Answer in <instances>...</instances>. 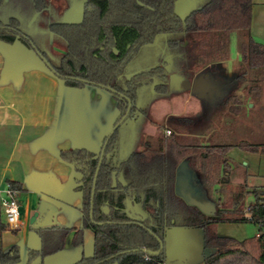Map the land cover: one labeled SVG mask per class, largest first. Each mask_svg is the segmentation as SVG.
Returning a JSON list of instances; mask_svg holds the SVG:
<instances>
[{"label":"trees","instance_id":"1","mask_svg":"<svg viewBox=\"0 0 264 264\" xmlns=\"http://www.w3.org/2000/svg\"><path fill=\"white\" fill-rule=\"evenodd\" d=\"M11 1L0 0V10ZM30 1L37 14L50 7V0ZM180 1L85 0L79 23L48 25V31L65 43L63 53L54 57L36 44L19 17L9 15L5 19L0 13L1 42L19 41L35 51L67 87L111 88L107 91L119 111L113 128L125 118L107 145L93 204L94 179L109 134L100 153L87 147L61 152V159L79 176L76 190L83 193V226L39 228L41 247L29 250L26 264L37 260L44 264L47 257L63 251L71 233L73 245L82 246L85 230L94 233V253L75 264H159L166 259L164 235L170 226L204 229V248L209 251L205 264H264V188L248 191L247 185L238 186L231 192L233 209L216 203L213 216L189 205L176 192L177 171L185 162L211 201L216 187L223 194L231 184L228 152L233 145L199 140L195 135L198 118L170 117L164 134L150 138L144 150L128 153L126 158L120 156L124 139L131 135L125 126L147 116L150 96L168 95L173 77L193 84L206 69L220 72V65L231 57L235 33L242 62L234 67L236 86L221 106L228 108V117H235L250 101L260 98L264 46L252 35L254 0H200L199 8L186 17L178 11ZM238 146L264 154V145L241 142ZM9 184L20 191V183ZM248 193L254 195L255 202L246 206ZM224 222H251L259 227V233L243 241L220 237L213 227ZM155 252L159 254H151ZM20 263L18 246L0 254V264Z\"/></svg>","mask_w":264,"mask_h":264},{"label":"crops","instance_id":"2","mask_svg":"<svg viewBox=\"0 0 264 264\" xmlns=\"http://www.w3.org/2000/svg\"><path fill=\"white\" fill-rule=\"evenodd\" d=\"M181 8L187 6L183 4ZM252 35L264 46V0H254ZM220 72L226 71L221 68ZM225 84H221L223 98L230 87ZM208 101L207 113L198 122L210 118L208 110L213 105ZM222 101L215 103L216 107ZM118 116L117 102L109 91L90 86L67 87L35 51L19 41H0V191H5L9 182L21 184L20 224L5 223L0 207V254L20 246V264H26L29 250L41 247L39 228L83 226V193L76 190L79 176L60 154L80 147L100 151ZM45 205L51 206L49 224L39 226V219L31 224L34 214ZM73 238L71 233L64 250L47 257L44 264H75L83 256L93 255L92 230H85L80 247L73 245ZM165 260L169 262L168 257Z\"/></svg>","mask_w":264,"mask_h":264},{"label":"rangeland","instance_id":"3","mask_svg":"<svg viewBox=\"0 0 264 264\" xmlns=\"http://www.w3.org/2000/svg\"><path fill=\"white\" fill-rule=\"evenodd\" d=\"M84 2L85 0H50L49 9L37 14L33 12L30 0H13L8 6L0 10V13L5 19L9 15L19 17L22 20L23 29L29 33L36 44L41 49L52 52L54 57L59 53H63L65 43L48 31V25L53 22H72L81 18ZM183 4L187 6V9L181 8ZM199 4L200 0H181L178 5V11L183 17H186L191 11L199 8ZM230 51V59L220 65V68H223L226 72L214 74L210 69L204 71L213 76L212 80L215 84L219 82L230 86L225 91L227 93L226 96L229 93V89L236 86L234 79L237 74L234 71V67L242 62V57L238 50L237 33L232 35ZM173 83H176L174 77ZM179 83L177 87L172 85L169 94L166 96L155 94L150 96L147 116L143 115L137 120H131L125 126V129L131 132V135L124 139L125 148L129 153L144 150L146 142L150 138L163 135L170 117H193L199 119V117L201 118L207 113L208 99L199 98L194 93L190 81L182 79ZM260 92V98L250 101L245 106L244 111L235 117H228L229 110L221 106L222 103L216 107L215 103L222 101L223 95L221 93L219 95L214 94L208 101L209 105H213L208 110V117L210 118L206 122H198L197 124L199 131L195 135L199 140L204 138L207 142L209 141L213 144L233 145L228 152L229 170L231 173L230 187L223 194L219 192V187H216L211 192L213 202L220 203V207L225 209H233L231 192L238 186L247 185L246 189L248 191L264 188V154L252 153L238 146L241 142L264 145V79ZM251 104H253L252 107ZM243 179L244 182L242 181ZM206 198L209 199L207 194ZM254 202V195L248 193L244 204L249 206ZM4 222L7 223V218L4 219ZM213 231L220 237L243 241L257 236L259 227L251 222H224L214 226ZM204 236L205 232L201 227H168L164 235V249L165 256L168 257L170 264H205V256L209 254V251L204 248ZM70 248H73L72 245H70ZM2 249L0 240V251ZM19 249L21 252L20 246ZM111 264L118 263L114 262Z\"/></svg>","mask_w":264,"mask_h":264},{"label":"water","instance_id":"4","mask_svg":"<svg viewBox=\"0 0 264 264\" xmlns=\"http://www.w3.org/2000/svg\"><path fill=\"white\" fill-rule=\"evenodd\" d=\"M80 18L72 21L73 23L77 24L80 22ZM45 64L48 66L49 69H52L51 65L47 63L46 60H44ZM171 63V61H169ZM213 76L208 73V72H202L197 77L195 78L192 87L194 93L201 99H211V97L214 94L219 95L220 93L223 92V88H221V84L217 82L216 84L213 82ZM174 80L176 83H173V79L171 81V84L173 86H178L180 81H182L181 77H174ZM213 82V83H212ZM221 89V90H220ZM107 90L111 91V88H107ZM226 95V94H225ZM224 96V94H223ZM131 110V104L129 107V112ZM125 118L120 122L122 123ZM119 124H117L109 133L108 138L106 140L105 145L103 146V149L101 150V155H100V161H99V166L97 168V172L95 175L94 179V187L92 191V204L94 203V197H95V190H96V183L98 180L99 176V171L101 164L103 162L105 152L107 145L111 139V137L114 135L116 130L119 127ZM97 153H100V151H96ZM121 158H126L127 156V151L125 148L121 149L120 153ZM181 167V169H180ZM179 167L177 171V182H176V192L177 194L182 197L189 205L195 206L199 208L204 214L208 216H213L217 213V205L213 201L209 200L206 198V192L197 176L195 171L191 169L188 166V163L185 162ZM185 172V173H183ZM93 217V212H91V218ZM51 218V206L50 205H45L42 206L41 210L36 212L31 219V224H35L36 221L38 220V225L39 226H45L49 224ZM161 245L163 247V243L161 242ZM154 255H158L159 252L151 253Z\"/></svg>","mask_w":264,"mask_h":264},{"label":"built area","instance_id":"5","mask_svg":"<svg viewBox=\"0 0 264 264\" xmlns=\"http://www.w3.org/2000/svg\"><path fill=\"white\" fill-rule=\"evenodd\" d=\"M166 134L169 136L171 132L167 131ZM18 195V190L13 189L10 185H8L5 191H0V207L7 218L8 224L11 226L19 225L21 220V204ZM148 259L149 257H146V260ZM159 264L170 263L164 260Z\"/></svg>","mask_w":264,"mask_h":264}]
</instances>
